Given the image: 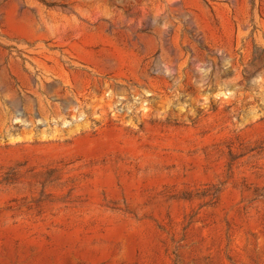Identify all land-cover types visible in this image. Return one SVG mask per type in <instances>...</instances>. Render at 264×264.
Listing matches in <instances>:
<instances>
[{"label":"rangeland","instance_id":"rangeland-1","mask_svg":"<svg viewBox=\"0 0 264 264\" xmlns=\"http://www.w3.org/2000/svg\"><path fill=\"white\" fill-rule=\"evenodd\" d=\"M0 264H264V0H0Z\"/></svg>","mask_w":264,"mask_h":264}]
</instances>
